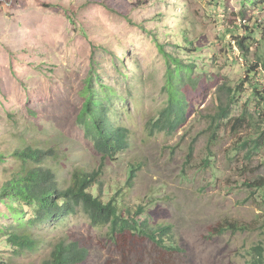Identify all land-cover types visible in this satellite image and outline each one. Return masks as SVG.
Wrapping results in <instances>:
<instances>
[{"label":"rangeland","instance_id":"rangeland-1","mask_svg":"<svg viewBox=\"0 0 264 264\" xmlns=\"http://www.w3.org/2000/svg\"><path fill=\"white\" fill-rule=\"evenodd\" d=\"M252 1L258 5L0 0V197L9 201L3 190L23 169L14 155L25 148L46 154L39 167L53 170L60 190L71 184L72 174L97 170L101 156L76 126L80 94L94 73L112 87L117 120L129 130V151L105 165L104 189L112 187L111 195L122 190L124 205L139 209V220L151 230L170 227L173 246L166 251L139 237L112 238L107 228H92L83 213L46 228L17 227L13 211L0 200V264H45L63 240L88 249L83 264H256L261 254L264 264V148H244L258 136L261 122L257 90L264 94V34L256 32L261 44L251 42L246 56L233 41L256 22L264 31V4ZM162 46L195 64L198 86L187 95L186 125L175 135L151 136L150 122L167 106L169 57ZM250 69L253 79L238 93ZM226 107L228 118L215 120ZM132 168L138 174L128 190ZM33 211L25 207L23 220ZM13 230L44 242L32 252L15 253L8 238Z\"/></svg>","mask_w":264,"mask_h":264},{"label":"trees","instance_id":"trees-1","mask_svg":"<svg viewBox=\"0 0 264 264\" xmlns=\"http://www.w3.org/2000/svg\"><path fill=\"white\" fill-rule=\"evenodd\" d=\"M263 2L264 0H262ZM248 3L258 5L252 0H249ZM241 16L246 25L248 23L245 19L247 15L243 12ZM257 31L264 34L258 22L251 27L245 26L243 36H233L235 46L242 55L246 56L249 53L251 42L261 44V41L256 38ZM183 33L186 43L191 45L188 39L189 30L186 29ZM230 45L229 47H231ZM162 51L165 52L164 46H162ZM165 54L169 57L164 87L165 94H167V106L160 112L157 119L150 122L148 131L151 136L162 133L175 135L186 125L191 106L187 95L190 89L193 91L198 86V81L196 82L194 79L195 64H186L183 59H176L167 52ZM262 65L261 70H264V61H262ZM258 69L260 70V68ZM258 69L254 76L258 75ZM252 71L254 69L249 70L246 79L238 87V93L253 79L250 76ZM111 88L92 73L86 79L80 94L83 102L77 115L76 126L82 131L84 138L91 143L92 149L101 156L102 162L97 171L72 174L71 184L64 190H60L53 170L48 167L46 169L39 167L44 163L46 154H42L37 149L25 148L14 155L21 159L23 169L14 174L12 181L3 190V196L9 201L5 202L1 197L0 200L4 201L6 206L13 211L17 227L40 225L41 228H44L43 225L47 226L49 222L59 223L66 216L83 212L90 220L92 228H107L112 238L130 235L150 241L166 251L167 249L172 251L173 246L169 244L170 227L153 231L147 222L139 220L143 216L139 209L136 214L131 216L128 208L123 203L119 204L116 198L109 203L103 202L106 193L102 183L105 165L107 161L117 162L119 157L125 155L129 150V130L120 120H117L116 103L112 102L115 93ZM257 94L261 97L258 102V115L261 117V122L256 127L258 136L254 140L244 142V148L248 149L249 153L264 148V94L260 95L258 90ZM234 99L235 97L231 103H234ZM229 113V107L220 108L215 120H225L230 115ZM118 118L121 119V117ZM237 120L240 122L244 118ZM53 154L51 149L47 151L48 158H51ZM55 157L57 158L56 153ZM30 161L38 166L30 170L27 167ZM137 174L138 171L132 168L126 186L128 190L132 189ZM262 188H264V181ZM122 194L119 192L120 197ZM25 207L34 209L31 218L28 220H23ZM8 238L11 246L15 248V253L20 254L27 250L32 252L40 248L44 242L38 235L30 234L28 231L21 233L17 230L9 231ZM259 250H261L260 247ZM88 254V249L82 248L80 244L68 245L63 240L56 245L51 253V260L45 264H83L87 260ZM262 256L263 254L259 255L260 259L256 261V264H263Z\"/></svg>","mask_w":264,"mask_h":264},{"label":"clouds","instance_id":"clouds-1","mask_svg":"<svg viewBox=\"0 0 264 264\" xmlns=\"http://www.w3.org/2000/svg\"><path fill=\"white\" fill-rule=\"evenodd\" d=\"M263 3H264V2H263ZM234 44H235V42H234ZM262 72H264V70H262ZM179 131H180V130H179ZM179 131H178V132H179ZM129 147H130V144H129ZM128 151H129V150H128ZM125 154H126V153H125ZM101 162H102V161H101ZM108 162H109V161H107V163H108ZM107 163H106V164H107ZM100 165H101V163H100ZM100 165H99V166H100ZM105 168H106V167H105ZM97 169H98V168H97ZM136 170H137V169H136ZM96 171H97V170H96ZM93 172H95V171H93ZM93 172H92V173H93ZM130 174H131V173H130ZM104 175H105V174H104ZM104 175H103V177H104ZM129 178H130V177H129ZM128 180H129V179H128ZM102 183H103V188H104V186H105L106 184H105L103 178H102ZM133 183H134V182H133ZM127 184H128V181L126 182V186H127ZM111 188H112V187L109 188V191H108V192H106V190L104 189V192H106V193L104 194L105 199H104L103 202H104V203H109L112 199H115V198H116V200L119 202V204H120V203H123V204H124V202L122 201L123 196H124V195H123V194H124L123 191H122V190H118V191H115L113 195H111V194H110V189H111ZM126 188H127V187H126ZM117 192H118V193H117ZM119 192H122V193H123V194L121 195V197H120V195H119ZM107 193H108V195H107ZM108 197H109V198H108ZM121 198H122V199H121ZM130 210H131V209H130ZM130 210H129V208H128V211H130ZM131 211H132V210H131ZM131 211H130V212H131ZM137 211H138V209H137L136 211H132V212H133L134 214H136ZM78 213H83V212H77L76 214H74V215H69V216H75V215H77ZM83 214H84V213H83ZM84 216H85V214H84ZM66 217H68V216H66ZM66 217H65V218H66ZM85 217L88 219L87 216H85ZM141 217H142V216H141ZM141 217H140V218H141ZM140 218H139V219H140ZM88 220H89V219H88ZM89 222H90V220H89ZM56 224H58V223H55V222H49V223H47V226H46V225H43V227L46 228V227H48V226H50V225H56ZM170 236H171V235H170ZM260 248H262V247H260Z\"/></svg>","mask_w":264,"mask_h":264},{"label":"built area","instance_id":"built-area-1","mask_svg":"<svg viewBox=\"0 0 264 264\" xmlns=\"http://www.w3.org/2000/svg\"><path fill=\"white\" fill-rule=\"evenodd\" d=\"M264 4V3H263ZM263 76H264V72H263Z\"/></svg>","mask_w":264,"mask_h":264}]
</instances>
